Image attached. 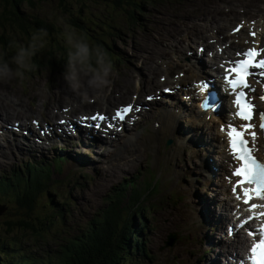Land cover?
Masks as SVG:
<instances>
[{"label":"rangeland","instance_id":"obj_1","mask_svg":"<svg viewBox=\"0 0 264 264\" xmlns=\"http://www.w3.org/2000/svg\"><path fill=\"white\" fill-rule=\"evenodd\" d=\"M133 2L139 6L135 8ZM6 8H10V4L0 0V11ZM19 9L30 21L40 19L53 23L58 29L57 33L47 31L45 47L32 57L33 69L27 72L22 80L0 83V116L4 120L12 121L20 119L24 114L22 117L27 118L28 125H31L32 118L35 122L40 120L42 124L37 113H40L44 120H52L55 117L53 110L65 105L74 114L88 112L90 109L109 110L110 108L103 109L98 105L100 102L95 95L104 93L109 102L114 101L113 104L117 105L129 99V92H134L132 84L142 81L148 88L138 86L137 93L141 100L144 94L154 92L158 86L161 88V84L150 86V81H157L159 75L166 74L165 70L163 73L159 71L162 63L164 68L166 64L172 67L167 70L173 73L172 77L167 78L169 80L181 69L188 81L199 79L203 73L195 71V74L191 75L185 65L174 63L177 60L181 64L188 63L183 59L188 57L186 52L190 51L193 52L191 55H195L198 44L201 46L200 39L205 38L204 34L210 33L213 36L217 30L223 37L237 21L258 16L260 18H255L256 28H259L257 33L261 32L264 25V0H25ZM4 13L8 14L7 11ZM73 18L76 25L70 21ZM65 26H71L92 46H98L99 42H102L109 47L107 49L102 44L113 69L111 83L100 93L89 91L87 102L90 98H95V102L91 104L92 108L77 107V102L79 104L84 101L66 87L61 77L66 47L60 33ZM215 26L217 28L213 30ZM105 28H109L110 32ZM246 29L244 26L239 32H245ZM32 33L33 31L25 33L8 24L0 26V35L3 34L4 38L10 35L17 44L10 47L0 43V51L6 53V58L11 56L14 49L27 42ZM235 41L237 40L233 41V47ZM181 52L184 53L181 55L183 58L177 59L181 57ZM203 55L202 58L206 59L205 52ZM116 56H120L119 61H113ZM54 58L61 59L63 68L55 61L53 63ZM37 63L40 66H37ZM167 79L163 85L167 83ZM37 90H43V103H39ZM119 91L122 95L115 97L113 93ZM4 106L13 109L10 118H5ZM185 114L186 112H183V117L187 118L189 114ZM159 122L162 124V119ZM143 123L147 127H141L143 130L137 135L138 127H134L130 140L127 137L118 141L113 138L102 139L111 145L101 152H98L93 143L80 148H75L71 142L62 143L61 145L66 146V151L71 153L64 162L61 174L54 176L61 182L51 184L48 191L39 196L38 200L35 199L38 205L31 214L32 219H25L24 211L17 207L15 209L10 195H1L0 206L3 207L4 213L0 212V244L10 241L13 245L9 251L11 257H5V253L0 250L2 261L24 256L25 264H57L55 254L62 250L67 241L85 233L93 218L101 216L109 204V197L121 182L134 176L146 180L152 175L151 170L155 175L152 176L153 180H159L160 188L158 189V182V193L145 202L147 224L143 228V239L146 256H133L130 264H209L210 260L216 257L219 248L217 246L222 245L217 241V237L213 244L207 239L208 236L214 235L215 230L213 215L210 219L207 216L209 209L214 211L209 205L217 200L229 202L218 193L221 188L218 184L223 182L225 172L222 169L225 167L218 166L219 162L224 164V161L220 159L219 152L217 151L216 155L213 149L221 145V135H216L214 128H207V123L199 127L186 122L184 126L176 127L173 133L178 135L177 144L182 135L185 145L183 148L181 146L180 149H174L176 137L168 138L166 131L162 132L163 134H153L149 127L153 122L144 121L142 118ZM168 140H171L169 145ZM52 152L57 154L60 151L51 149L48 154H44L48 156L44 158L45 161L49 160ZM13 153L15 161L18 162L19 156L14 150ZM205 153H209L206 156V159L210 160L209 164L219 169L211 179L201 176L203 172L199 163ZM12 157V154L7 153L0 163V175L6 180L8 177L13 178L16 171L26 174L23 167L25 163L9 164L8 161ZM172 173L178 183L173 179ZM136 185H139L138 193L146 199L150 197L145 196L143 187H140L143 184ZM177 195L182 196V199H178ZM193 196L194 202L199 203L192 202L194 207L192 203L186 202ZM208 199V202L203 203ZM46 202L50 204L46 205ZM50 205H53V208ZM58 210H61L62 214L49 217L52 212ZM130 211L126 209L125 214ZM36 214L41 218H35ZM45 215L49 217V221L42 219ZM18 220L22 221L17 222ZM25 224L29 226L23 227ZM30 226L33 229L27 228ZM100 228H103V223ZM174 234V244L166 246ZM223 247L225 248V245ZM49 257L50 261L46 262Z\"/></svg>","mask_w":264,"mask_h":264},{"label":"bare ground","instance_id":"obj_2","mask_svg":"<svg viewBox=\"0 0 264 264\" xmlns=\"http://www.w3.org/2000/svg\"><path fill=\"white\" fill-rule=\"evenodd\" d=\"M262 19H263V21H264V16L262 17ZM254 24V22L253 23H250V24H245V25H243V24H239L240 25V30L239 31H241V29L245 26L247 29H246V31L244 32V30L241 32L242 34H241V38H238L237 37V41H235L236 43H234L236 46H238L239 47V49H238V52H243V47L242 46H245L246 45V42L247 41H249L248 42V44H249V46L250 47H256V48H258V50L259 49H264V48H261V46L260 45H262L263 47H264V39H262V38H264V25H262V27H261V32L260 33H257V32H259L257 29H259V28H256V33H255V37H253V36H250L248 33L250 32V31H252V25ZM218 26V25H217ZM217 26H215V27H213V30H214V28H217ZM236 27V26H235ZM234 27V28H235ZM219 28V27H218ZM228 31H229V29H228ZM238 31V32H239ZM225 33V32H224ZM210 34V33H209ZM208 34V35H209ZM213 34V33H212ZM214 34L215 35H205L204 34V36H205V38H202V39H200V41H201V46L198 44V49L199 50H201L204 46H208V52L210 53V55H208L209 56V60H210V67H213L214 65H217V64H224V61L230 56V54L233 52L231 49L233 48L232 46H230V44L228 45V44H226V46H225V48H220V49H217V48H215L214 46H212V45H215V44H211V43H213L215 40H217V42L216 43H218L219 45H221V44H223V43H221V41L219 40V39H223L224 40V37H225V42H227L228 41V39L227 38H229V37H231L229 34H224L223 35V37L221 36V34L220 33H218V31L216 30V31H214ZM263 34V35H262ZM260 35V36H259ZM207 37V38H206ZM213 37H215V38H213ZM211 44V45H210ZM233 44V43H232ZM202 45H204V46H202ZM228 45V46H227ZM197 47V46H196ZM249 47V48H250ZM231 48V49H230ZM183 50V49H182ZM182 54H184V53H182L181 52V54L179 55V56H181ZM260 54H264V51H262ZM192 57L189 59L188 57H179V59H184L185 61L187 60V62L188 63H184V64H181L180 62L178 63V62H176V63H174V64H177V65H185V69L188 71V73H190L191 75L192 74H195V71L197 70L198 72H200L201 70L207 75V77L209 76V80H210V78H211V81H213L216 85H218V83L213 79L214 77V75H217L215 72H213V70H211V68H210V74H211V77H210V75H208V72L206 71V70H204V69H202V67H200V64H201V66H205V68L207 67V68H209L208 66H207V60H204L202 57H200V55H198L197 56V52H196V54L195 55H191ZM163 64L164 63H162L161 65H160V68H159V71L160 72H162V71H164L165 70V72H166V74H164L163 72V75H159L158 77H157V81H155L154 79H152L151 81H150V86H155V85H158V84H161V88H160V86H158V91H154V92H148L147 94L148 95H146L147 97H149V96H151V97H156V95H161V94H165L166 92L164 91V89L165 88H169V89H171L173 92L175 91V89H176V86L175 85H173V86H170V85H163L162 83H164L163 82V80L164 79H166V78H169V77H172L173 76V73H171L170 71H168L167 72V70H168V67L170 68V65H168V64H166L165 66V68H164V66H163ZM195 64L201 69H196V67H195ZM177 65H173V67L174 66H177ZM174 71V70H173ZM181 71H183L182 69H181ZM181 71H180V75L177 77V80H178V82H176V83H178V84H180V85H184L185 84V79H186V77L184 76V73L185 72H182L181 73ZM178 73V72H177ZM202 73V72H201ZM189 75V74H188ZM165 76V77H164ZM167 76V77H166ZM161 77H163L164 79H161ZM213 77V78H212ZM174 78V77H173ZM187 80V79H186ZM197 80V79H196ZM168 81H169V83H168ZM136 82V81H135ZM196 82V81H195ZM128 83V82H127ZM126 83V84H127ZM134 83V82H133ZM175 83V84H176ZM219 83H222V81H220ZM167 84H170V80L169 79H167ZM130 85V84H129ZM140 85V87H143V88H148V86H146V84L144 83V82H138V83H136V84H132V86L134 87V89H133V91L134 92H129V95H128V97H129V99H130V101L131 102H129V103H126V104H132V105H134L136 108H138L139 109V114H140V118H139V120L141 121V123H142V118H143V120L144 121H152L153 123L149 126L150 127V131H151V133H153V134H156V135H158L159 133L161 134L162 132H164V131H166V136L168 137V138H174V137H176L174 140H175V145L173 146L174 147V149H180L181 148V146H182V148L184 147L183 145H178L177 144V142H176V139L178 138V135L177 136H175L173 133H174V130H175V128L176 127H182V126H184L185 125V123L186 122H188V121H196V120H200V110L198 109V108H196V110H192V109H189V108H185V110L186 111H189V113L191 114L192 112H194V115H192V117L189 119H187V118H184L183 117V113L180 111V110H175L176 108H178V105L176 106V100L174 99L172 102H171V104L169 105V106H163V105H160L159 106V116L161 117V119H162V124H160V122H159V124H157V121H159V120H161V119H159V120H155L154 118H153V115H152V113H153V111H152V109L150 110V112H149V107H150V104L152 103L149 99H147V98H145V101H141L140 100V98L138 97V91H139V88H138V86ZM226 85H228L227 84V82H226ZM220 86V85H219ZM131 87V86H130ZM197 87V86H196ZM126 90V89H125ZM254 91H255V93H256V88L254 89ZM59 93V92H58ZM150 93V94H149ZM118 94L119 95H122V92L121 91H119L118 92ZM186 94H188V93H186ZM62 95V94H61ZM96 96V98H97V101H99L100 103H98V105L100 106L101 105V107H103V109H108V108H110L109 109V111H113L114 112V106H112V103H110L109 102V100H108V96L106 95V94H104V93H102V94H99V95H95ZM107 96V97H106ZM144 96V95H143ZM179 96H182V94L181 95H179ZM91 97V96H90ZM248 97V96H247ZM7 98V97H6ZM9 98V97H8ZM162 98H158V102H160V103H162ZM257 100V99H256ZM84 102H82L81 101V103H79L78 104V102L76 103V106L77 107H79V108H86L85 106H88L89 108H92V106L93 105H91V104H89L90 102H89V100H88V102H87V100H83ZM154 104H156V102H153ZM139 104V106H137ZM13 106V105H12ZM20 106V105H19ZM18 106V107H19ZM58 106V105H57ZM66 106V105H65ZM186 106V104L183 106V109H184V107ZM14 107V106H13ZM24 107V106H23ZM98 107V106H97ZM180 107V106H179ZM225 107H229V104H226L225 103ZM259 107V103H258V101L255 103V107L254 108H258ZM4 109V114H5V112H6V116H5V118H10L13 114H12V111H11V109H10V107L9 106H4L3 107ZM6 108H9V109H6ZM16 108V107H15ZM60 108L61 107H59L58 109H59V114H58V117L56 118V120H59V121H64L65 119H68L69 121H72V120H74V119H77V114H74V113H71L70 111H69V108L68 107H65L64 109H63V112L60 110ZM122 108V107H121ZM18 109V108H17ZM66 109H67V111H66ZM13 110V109H12ZM19 110H20V108H19ZM24 110V109H23ZM26 110V109H25ZM24 110V111H25ZM28 110V109H27ZM30 110V109H29ZM28 110V111H29ZM20 111H22V110H20ZM103 111H105V110H103ZM15 112V111H14ZM50 112V111H49ZM54 112V111H53ZM205 112H207V113H210V114H213V115H219L214 109H210V110H208V111H205ZM22 113H23V111H22ZM16 114V113H15ZM27 114V113H26ZM25 114V115H26ZM74 114V115H73ZM231 114V113H230ZM24 115V114H23ZM22 115V116H23ZM50 115V114H49ZM54 115L56 116L57 115V113L56 112H54ZM71 115H72V117H71ZM81 115H82V113H81ZM90 115H92V114H90ZM106 115H108V112L106 111ZM185 115H187V114H185ZM204 115H206L205 113H204ZM21 116V118L20 119H24V125H28L27 124V118L26 117H22ZM51 116V115H50ZM49 116V117H50ZM53 116V115H52ZM64 117V118H61V117ZM159 116H157V119H158V117ZM71 117V118H70ZM186 117V116H185ZM20 119H13L12 121H19ZM49 119H51V118H49ZM52 119H54V118H52ZM233 119H234V116H229V120L230 121H232L233 122ZM3 120H4V118H3ZM0 121H2V118H0ZM8 121V120H7ZM33 121H35V119H31V122L33 123ZM49 121H51V120H49ZM122 122L123 121H118V120H116V123H112V122H110V121H108L107 122V120L106 121H100V123H101V125H102V127H104V126H106L107 127V125H106V123L108 124V123H111V124H113L114 125V127H112V128H109L108 130L109 131H112L113 132V134H114V137L117 135V132H118V130H120V129H122V127H121V124H122ZM37 123H38V126H39V124H40V121H38L37 120ZM83 123V122H82ZM241 123H248V122H244V121H241ZM250 123H252L253 125H254V127H253V129H251V131H255L256 133H257V130H258V125H257V122L254 120V118L250 121ZM2 124L5 126V124H4V122H2ZM88 125H90L89 123H87ZM3 126V127H4ZM29 126H31L33 129L35 128L34 127V125H29ZM79 127H81V124H79L78 125ZM143 126L144 127H147L144 123H143ZM201 126V125H200ZM199 126V127H200ZM77 127V126H76ZM75 127V128H76ZM75 128L72 130V131H70L69 132V134H70V136H73V133H74V130H75ZM108 128V127H107ZM207 128H209L208 126H207ZM225 128H227V124L225 125ZM136 131V130H135ZM7 130H5L4 131V133H3V137L1 138V142H2V144H0V150L1 151H4L3 153H2V155L0 156V163H2L3 161H2V158L3 157H5L6 156V154L8 153L9 155L10 154H12V151H10V153L7 151H5L6 149H10L11 148V142H10V140L8 139V137H7ZM48 132H50V131H48ZM138 132L139 133H141V126H139L138 125ZM187 132V131H186ZM35 133V135H37V133L36 132H34ZM128 133V132H127ZM58 134V139H61V141L60 142H62L63 144H64V142L66 143L67 142V140L65 139V138H62V135L64 134V131L62 130V129H60V132H58L57 133ZM163 134V133H162ZM41 134H38L37 135V137H36V142L37 143H39L40 142V140H41V136H40ZM181 135V134H180ZM217 135V134H216ZM162 136V135H161ZM198 136V135H197ZM200 136V135H199ZM219 136V135H218ZM262 136L264 137V132L262 133ZM181 137L182 138H184L182 135H181ZM107 137H103L102 139H106ZM166 138V137H165ZM134 139H136V138H134ZM159 139V138H158ZM187 139V138H186ZM199 139V138H198ZM259 139H260V137L256 134V139L255 140H252L251 139V141H252V143L253 144H257L258 143V141H259ZM48 140H50V137L49 136H47V138H46V141H48ZM218 140V139H217ZM92 142L93 143V145L95 146V148L98 150V152H101V151H103L105 148H104V146H103V144H102V142H101V135L100 136H98V137H96V136H91V137H88V138H86V140H85V146H87L88 144H89V142ZM103 141V140H102ZM219 142H220V140H219ZM50 144H52L51 143V141L49 142ZM68 143V142H67ZM103 143H105V144H107L108 145V141H104ZM196 143V142H195ZM75 144L76 145H80L81 144V141L79 140V139H77L76 140V142H75ZM180 144H182V141H180ZM93 145H91V146H93ZM167 145H169V144H167ZM26 146H27V148H28V150H30V142L29 141H26ZM89 146V145H88ZM171 146V145H170ZM217 146V145H216ZM66 147V146H65ZM1 148H4V150L3 149H1ZM68 148V147H67ZM75 148H76V146H75ZM193 148V147H192ZM191 148V149H192ZM190 149V148H189ZM194 149V148H193ZM169 150V149H168ZM85 151V150H84ZM167 151V150H166ZM216 151H218L219 152V154L218 155H220V151L219 150H216ZM75 152V151H74ZM88 153H90V152H88ZM189 153V152H188ZM204 153V152H203ZM221 153L223 154V157H225L226 156V152H225V150L224 149H221ZM0 154H1V152H0ZM80 154V153H79ZM191 155V154H190ZM28 156H29V152H27V151H24V152H22V155H21V158H19L18 157V162H16L15 160H16V158H15V156L13 155V157L8 161L9 162V164H11V163H19V161L20 160H22V161H26L27 159H28ZM97 158V157H96ZM201 161L203 160V158L204 157H202L201 156ZM104 159V158H103ZM221 159V158H220ZM227 160H229V162L231 163L232 161H233V159H230L229 158V156H228V154H227ZM5 164V163H4ZM67 164V163H66ZM71 165V164H70ZM77 165V164H76ZM53 166H55V163H53V162H51L50 163V167H53ZM222 166L224 167V164H222ZM68 168V167H67ZM202 172H203V174L201 175V176H203V178H206V177H208L210 174H208L207 173V171L205 172V170L203 169V168H201L200 169ZM65 171V170H64ZM68 171V170H67ZM66 172V171H65ZM67 173V172H66ZM173 174V173H172ZM22 175V174H21ZM16 177V179L17 180H19L18 179V175H17V173H16V175H15ZM23 176V175H22ZM30 177L28 178L27 176H26V181H28V183H29V185H31V184H35L36 183V179H35V177L33 176V175H29ZM172 177H173V179L178 183V180L176 179V176H174V174L172 175ZM32 179H33V182H32ZM207 180V179H206ZM20 181V180H19ZM38 181H40L39 180V178H38ZM41 182V181H40ZM142 181H140L139 182V184L141 183ZM199 182H201L200 180H199ZM208 183V182H207ZM213 185V184H212ZM211 185V186H212ZM35 186V185H34ZM197 186V185H196ZM218 186H220L221 188H219V191H218V193L220 194L219 196L220 197H225V198H228V199H230L231 200V198H230V196L228 195V187L223 183V182H220L219 184H218ZM50 187V186H49ZM230 188H232V185H230L229 186ZM204 188V187H203ZM40 191V190H39ZM63 193V192H62ZM66 193V192H65ZM33 196H34V194H33ZM203 200H204V198H203ZM210 199H208L207 201H205V202H203V203H206V202H208ZM186 202H189V203H194V204H199V203H195L194 202V196H193V198H192V200L190 199V200H188V201H186ZM209 206H212L213 208H214V213H213V219H214V221L216 222V224L215 225H213L214 227H216L217 226V228L219 229V232H218V237H217V241H219V240H221V239H224L225 241H227V243L229 242V240L232 242V247H233V249L234 250H237V249H242L243 248V239L244 238H249V237H251V236H249L248 235V232L246 233V234H244V235H242V234H237L236 235V239H235V237H232L234 234H231L233 231H236L237 229H238V227H236L237 225H233V224H231V222H229V218L231 217V212L228 210V207L230 206V203L228 202V201H221V200H217V201H213V204H211V205H209ZM211 208V207H210ZM212 215V211H209V216H211ZM200 227H201V225H199ZM247 226H249V227H252V226H250L249 225V223H247ZM195 227L197 228L198 226L197 225H195ZM253 228V227H252ZM230 230H231V232H230ZM238 232H241V230H239ZM253 236V235H252ZM23 238V237H22ZM231 238H233V239H231ZM24 240V239H23ZM31 246V245H30ZM217 257V256H216ZM208 258V257H207ZM223 257H220L219 259H222ZM213 262H215V260L213 261ZM244 264H246V261H245V263ZM250 264H251V262H250Z\"/></svg>","mask_w":264,"mask_h":264},{"label":"snow or ice","instance_id":"obj_3","mask_svg":"<svg viewBox=\"0 0 264 264\" xmlns=\"http://www.w3.org/2000/svg\"><path fill=\"white\" fill-rule=\"evenodd\" d=\"M240 30V25H237L233 31L238 32ZM250 36L255 37V32L250 31L248 33ZM264 39V38H262ZM264 49H257L256 47H250L246 51L237 52L238 56H241V59L232 61L230 67L224 69V75L222 79L225 80L232 90L234 99L232 104L236 107L235 116L238 117L241 121L248 123H241L239 128H237L231 121L228 122L227 128L222 124L220 130L227 132V147L231 155L238 162V166L235 167L232 171L231 176L235 177V183L232 184V192L235 195L237 201H240L241 195L243 196V203L249 205L253 197H258L264 199V163L258 161L252 153L251 148L248 146L249 141L246 139V135L251 137L252 140L256 139V132L251 131L254 125L250 123L253 119V105L250 101L246 100L245 93L242 89L249 88V85L246 82V77L252 75L249 69H262L264 70V59H257L260 56V53ZM261 76H264V71L259 73ZM161 79H164L161 77ZM201 90H206L209 85L206 81H201L199 84ZM264 88V84L261 85ZM165 92L170 91V89L165 88ZM151 100L153 97H146ZM261 101H264V94L260 97ZM200 107L203 110H210L216 107L214 103V97L209 93L204 97V100L201 102ZM139 111L132 104H126L124 107L115 110L114 114L111 117H108L104 114L97 112L96 114L82 117L85 120L95 121H106V120H118L125 121L126 117L132 111ZM67 111V109H66ZM259 128L261 131H264V112L259 114ZM33 123H36L33 121ZM64 123V121H61ZM95 127L99 128L100 124H94ZM108 128L114 127L113 124L108 123ZM250 185L251 187H244V185ZM257 207H264V205L251 204L249 211L255 210ZM256 215L264 216V213H256ZM253 217H249L252 219ZM243 223V222H242ZM237 225L236 227H239ZM259 231V240L252 243L251 247L248 249L250 256L248 259L251 264H264V225H261L258 229ZM231 232V230H230ZM248 235H254V231L249 229Z\"/></svg>","mask_w":264,"mask_h":264},{"label":"trees","instance_id":"obj_4","mask_svg":"<svg viewBox=\"0 0 264 264\" xmlns=\"http://www.w3.org/2000/svg\"><path fill=\"white\" fill-rule=\"evenodd\" d=\"M5 3L10 4V8H6L3 11H0V26L4 27L6 24L10 26H16L19 30L28 33L29 31H36L38 29H44L48 32L53 31L55 33L58 32V29L55 27L53 23L45 22L40 19H34L33 21H30L28 18L24 17L21 14V11L19 7L25 0H4ZM4 11H7L8 14H5ZM71 23L73 25H76L75 19H70ZM7 22V23H6ZM32 24V25H31ZM107 32H110L109 28H105ZM47 32V33H48ZM90 34V33H89ZM52 37V35H51ZM95 39V37H94ZM58 42V40H57ZM0 43L10 46L11 45H17L15 44L14 40L10 37V35H6L4 38V35H0ZM65 59V56H64ZM54 63V59H53ZM61 68L63 66L61 65ZM55 163V160L52 161ZM31 169H29L30 172ZM29 175H33L36 179V183L39 178V172L36 170H32ZM27 175L29 178L30 176ZM0 196L4 194H8L13 196L15 202L19 201V198H23L24 201L28 200V197L26 194L29 192L33 194L38 193V190H35L34 187L35 184L29 185L28 181H25V185L22 188L24 192L19 191L22 195L17 196V192L14 189H12L11 186H9L7 183L6 178L3 175H0ZM42 183V180L39 178ZM130 186L133 187L131 194L126 199V202H131V206H135L138 204L139 199L134 194V185L133 182L129 183ZM35 185V186H34ZM1 186H6V189ZM127 186V184H125ZM150 189V191L153 190V187L151 184L147 187ZM125 188L120 189L119 191L114 195V198L111 200L112 204L121 206L123 204L122 200L125 199L124 193L122 192ZM41 191V190H40ZM31 195V196H32ZM52 203V202H51ZM112 205V206H113ZM19 206L23 208V206L19 203ZM15 209L16 206L14 205ZM110 210V207L108 208ZM59 214L62 213L60 210L58 212ZM57 213V214H58ZM138 215L142 217L140 209L138 210ZM24 220V219H22ZM22 220H18L22 221ZM130 221V220H129ZM103 223V228L101 229V225ZM123 219L118 218L117 220L114 219H105L103 222H99V227H91V231L89 234L83 238H78L76 241L69 242L64 246V249L62 252H60V258L58 264H125L126 261L129 260L131 250L134 249L136 246L138 240H140V227H136V222L134 219L132 221L126 222L123 226ZM29 226L28 224H25L23 227ZM33 229L32 226L27 227ZM13 247L12 243H3L0 244V250H6V255L9 253L11 248ZM0 254V263L1 264H12L13 262H16L15 264H25L26 260L24 258H18V259H12L7 261H2L3 258H1ZM7 257V256H6ZM50 264V263H47Z\"/></svg>","mask_w":264,"mask_h":264},{"label":"clouds","instance_id":"obj_5","mask_svg":"<svg viewBox=\"0 0 264 264\" xmlns=\"http://www.w3.org/2000/svg\"><path fill=\"white\" fill-rule=\"evenodd\" d=\"M47 31L38 29L27 42L19 44L11 56L0 51V83L22 80L33 69L32 57L45 47ZM66 47L64 68L61 77L66 87L82 100L89 98V91L100 93L110 83L112 65L106 53L98 46H92L71 26H65L60 33ZM43 90H37L43 103Z\"/></svg>","mask_w":264,"mask_h":264},{"label":"water","instance_id":"obj_6","mask_svg":"<svg viewBox=\"0 0 264 264\" xmlns=\"http://www.w3.org/2000/svg\"><path fill=\"white\" fill-rule=\"evenodd\" d=\"M2 211H3V207L0 206V212H2ZM173 241H174V238H172V239L170 240L169 244H172Z\"/></svg>","mask_w":264,"mask_h":264}]
</instances>
